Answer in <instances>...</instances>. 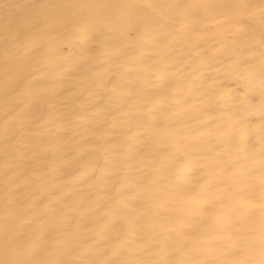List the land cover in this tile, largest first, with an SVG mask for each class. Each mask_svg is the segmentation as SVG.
I'll list each match as a JSON object with an SVG mask.
<instances>
[{"label": "bare ground", "instance_id": "1", "mask_svg": "<svg viewBox=\"0 0 264 264\" xmlns=\"http://www.w3.org/2000/svg\"><path fill=\"white\" fill-rule=\"evenodd\" d=\"M0 264H264V0H0Z\"/></svg>", "mask_w": 264, "mask_h": 264}]
</instances>
